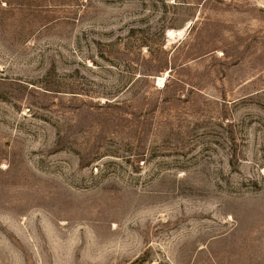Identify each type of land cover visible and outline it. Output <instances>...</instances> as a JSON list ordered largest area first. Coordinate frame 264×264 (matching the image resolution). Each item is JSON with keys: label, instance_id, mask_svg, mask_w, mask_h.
<instances>
[{"label": "rangeland", "instance_id": "rangeland-1", "mask_svg": "<svg viewBox=\"0 0 264 264\" xmlns=\"http://www.w3.org/2000/svg\"><path fill=\"white\" fill-rule=\"evenodd\" d=\"M0 264H264V0H0Z\"/></svg>", "mask_w": 264, "mask_h": 264}, {"label": "bare ground", "instance_id": "bare-ground-1", "mask_svg": "<svg viewBox=\"0 0 264 264\" xmlns=\"http://www.w3.org/2000/svg\"><path fill=\"white\" fill-rule=\"evenodd\" d=\"M158 80H160V79H158ZM163 81V80H162Z\"/></svg>", "mask_w": 264, "mask_h": 264}]
</instances>
